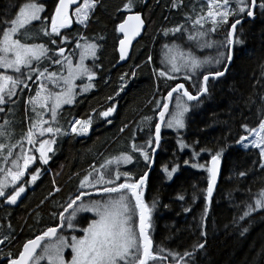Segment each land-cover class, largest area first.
<instances>
[{"label":"trees","instance_id":"16d2710c","mask_svg":"<svg viewBox=\"0 0 264 264\" xmlns=\"http://www.w3.org/2000/svg\"><path fill=\"white\" fill-rule=\"evenodd\" d=\"M27 2L30 0H0V35L8 26L3 21L15 18L19 7ZM35 2L45 5L41 18L48 17V20L46 24L34 22L17 38L24 43H42L52 52L57 46L64 47L67 54L74 53L77 41L97 44L98 58L93 65L97 71L96 87L89 93L78 94L74 104L61 110L58 126L62 125L67 135L56 137L51 162L42 165L39 153L32 151L37 157L36 163L29 167L20 183L30 180L37 167L41 169V175L34 184L25 183L26 191L18 205H6L5 198H0V264H7V253L15 257L27 240L59 224V213L75 198L80 180L93 163L99 167L112 155L130 153L129 143L136 132L147 140L158 120L157 102L162 106L171 87L183 82L196 95L198 89L194 85L202 82L203 74H206L204 69L191 80L185 79L183 71L175 80L159 77L158 71L165 68L161 63L167 51L164 45H178L201 60H213L219 52L226 53V48L218 49L216 45L225 41L231 23L241 18L230 17L227 25L210 33L208 39L216 43L206 48L188 40L192 20L207 11L206 0H135L131 11L144 12L148 28L135 44L130 60L120 65L117 48L122 35L118 25L131 12L123 8L127 0H96L86 26L73 21L72 26L62 29L59 36L50 37H45L40 30L47 25L50 32V18L58 0ZM174 3L176 7H173ZM230 3L231 7H236L234 1L230 0ZM177 26H186L189 31H169L167 36L164 35V30ZM209 27L210 22L205 23V29ZM237 37L241 42L235 46L228 73L209 81L208 93L199 103L188 101L191 108L186 129L181 132L164 129L155 169L144 187L145 202L151 207L153 201H157L151 235L154 250H165L161 253L167 256L162 260L164 264H176L169 252L182 255L185 251L193 252L194 248L192 259L185 257L188 264H264V209L244 217L248 206L255 207V200L264 191V169L259 163L258 149H245L236 143L240 136L247 134L243 125L258 127L264 119V14L258 10L255 20L239 25ZM51 39L56 40V45L51 44ZM149 56L151 61H148ZM55 58L62 60L60 56ZM226 64L227 60H224L220 65L213 63L205 67L222 71ZM39 67L41 70L60 69L51 60H43ZM154 70H157L155 74ZM35 75L32 80H26L27 87L21 84L16 95L3 106L0 125L4 126L6 135L0 136V143L16 145V149L12 148L13 155L7 163L3 159L8 155L7 147L0 150V168L12 166L11 160L19 155L21 145L25 143L23 137L33 122L28 100L37 88ZM121 76L125 77L123 81ZM113 106L116 111L112 116L103 118L99 115ZM28 112L31 122L27 119ZM90 116L93 123L87 136L70 133L75 119L87 120ZM178 140H183L188 147L181 149ZM220 148L224 149L222 174L209 201L206 193L208 173L206 169L192 165L209 166L211 155ZM194 152L199 155L194 156ZM185 160L189 162L187 165ZM136 162L135 167L123 166L120 171L138 178L150 162H145L138 153ZM176 165L179 172L169 180L164 167L170 170ZM137 167L141 169L134 174ZM241 172L245 173L243 177L239 175ZM180 196H184V200H180ZM201 232L206 235L202 236ZM60 233H64V229H60ZM201 243L203 249L198 247Z\"/></svg>","mask_w":264,"mask_h":264},{"label":"snow or ice","instance_id":"6c2138e0","mask_svg":"<svg viewBox=\"0 0 264 264\" xmlns=\"http://www.w3.org/2000/svg\"><path fill=\"white\" fill-rule=\"evenodd\" d=\"M206 3V13L192 20L191 31L186 26H177L171 30H164V35L167 36L169 31L173 33L182 30L189 31V41H195L201 47L211 48L216 42L209 40L208 36L210 33L216 32L220 26L227 25L229 17L240 16L243 18V16H246L255 19L258 10L261 14H264V0H234L235 8L231 7L230 0H206ZM76 4L77 0H58L55 5V12L50 18V32L46 25L40 30L43 35L45 37L59 36L61 29L68 28L72 23V16L76 18L78 23L86 24L90 12L96 7V0H83V3L75 7L72 16H70L69 8ZM134 6L135 0H127L123 8L131 11ZM176 6L174 3L173 7ZM44 11L45 5L43 3L35 2V0L24 3L19 7L15 18L3 21L8 26L2 29V35H0V69H10L15 73V75H8L5 72H0V105L6 103L5 97L11 99L12 96L16 95L17 87L20 84L27 87L25 81L32 80L33 74H36V80L41 83L35 96L31 97L29 102L33 105L34 112H36L37 105L43 112H50V120L44 119L42 112H37L38 119L31 123L23 137L33 148L24 149L21 145V154L11 160L12 166L7 169L0 168V173H3V176L0 177V198H5L6 202L10 204H16L17 199L25 192V183L34 184L40 178L41 169L37 167L35 172L31 174L30 180L17 185V181H21L22 177L25 176V171L29 169V165L37 159L29 153L33 150L38 152L39 161L42 165H46L51 159L49 153L54 154L53 145L56 143V137L67 135V132L53 125L57 122L58 111L62 105L73 103L77 88L76 80L87 78L88 84L80 88L81 92H86L94 87L92 81L96 76L93 68L88 67L84 62L89 56L95 58L98 49V45L95 43L81 44L77 41L76 47L80 49V54L78 61L73 64L71 59L64 56V47L57 46V50L52 52L44 44L23 43L21 39L17 38L22 30H26L34 22L46 24L48 17H44L43 20L41 18V13ZM209 22L210 27L205 29V23ZM241 23L242 19H235V22L231 23V30L228 31L225 41L216 45L218 49L226 48L227 51L226 53L219 52V55L213 60H201L191 52L185 54L180 51L179 46L173 48L164 45L167 51L161 63L165 68L158 71L159 77L175 80V74L183 71L185 79L191 80L193 75L200 73L201 69H204L206 74H203L202 82L194 85L198 89L196 95H193L183 83H176L174 87L167 91L162 106L161 102H157L160 122L155 124L154 132L150 130L149 137L143 144L133 143L131 145L133 154L138 153L145 162H150L152 155L161 145L162 126L176 130L185 127L184 117L189 111V107L183 102L184 98L189 102L199 103L202 96L208 93L210 79L215 80L224 75V71H212L205 66L213 63L220 65L224 60H227L229 64L231 63L233 59L232 46L241 42L238 37L234 38L238 25H241ZM143 26L144 21L141 19L139 12L129 15L123 23L118 25V31L124 34L123 39L119 41L121 60L128 56V48L132 41L140 35ZM81 39L85 38L81 37ZM51 44L56 45V40L51 39ZM56 56L62 57L64 63L62 64L61 59H56ZM151 59V56H149L148 61H151ZM43 60H51L52 63L60 65L61 73L51 72L48 68L41 70L39 65ZM225 70H227V66H225ZM65 71L66 75L64 74ZM156 71L154 70V74ZM132 75L135 76V72ZM120 79L123 81L125 77L121 76ZM46 83H50L53 88H47ZM174 93H182V95L176 96V110L166 120V113H169V102L172 100ZM109 99L112 98L109 97ZM114 110L115 106L100 112L99 115L108 118ZM2 111H4V108L0 107V112ZM150 119L145 118V120ZM7 123L5 121V124ZM92 123L91 116L87 120H75L71 124V132L77 135L86 134ZM108 123H111V120H108ZM242 127L248 135L240 136L236 143L242 144L245 148L251 146L258 149L259 163L261 168L264 169V119L260 120L258 127L250 128L247 124ZM46 133L50 135V139L37 141V135L44 137ZM4 135H6L4 126L0 125V136ZM250 137L254 138L250 139ZM246 141L247 143H245ZM36 143L39 144L38 148L35 147ZM178 143L181 149L188 147L183 140H178ZM6 147L8 155L4 156L3 159L7 163L8 158L13 155L12 148L16 145L6 146L0 143V150ZM201 151H204V149H201ZM223 152L224 149L220 148L215 151V154L211 155L210 166L204 164L192 165L193 167L204 168L208 173L206 193L209 201L213 195ZM133 154L122 152L117 157L105 160L99 169L93 168L80 180L79 187L81 191L67 204L64 211L59 213V224L55 227H49L41 235L28 240L15 257L11 253H7V264H39V261L44 259H47L48 264H159L161 260H166L167 256L161 255L165 251L164 249L155 251L153 248L151 222L157 201L154 200L150 207L144 199V187L149 173L144 172L136 178L127 171H120L121 164H129L133 161ZM193 155L196 156L199 153L194 152ZM21 160L23 161L22 164L20 163ZM184 163L187 165L189 162L185 160ZM178 167V165L173 166L170 170L167 166L164 167V172L169 179L178 171ZM239 175L243 177L245 173L241 172ZM10 186L11 194H8L6 189H9ZM84 189H95L97 193L103 194L105 198L94 199L92 193L84 191ZM82 197H87V200H83ZM179 199L184 200V196H180ZM77 201L80 203H77ZM257 209H264V191H261L255 200V207L248 206V211L244 212V217ZM185 211H190V209H185ZM83 212L95 214V218L91 219L86 227L80 229L83 235L73 234L70 239L66 235H58V228L61 231L65 227L75 231L77 223H74V221H76L78 214ZM65 213H68V215L65 216ZM206 213L207 208H205V216ZM244 217H241V219ZM201 220V226L203 227L204 217ZM201 235L205 236L206 233L201 232ZM53 237H55V240L51 239ZM45 238H49V242L41 247V241H44ZM198 247L203 249L204 244L201 243ZM38 248L41 251L37 255ZM68 248L71 249L70 259H66L64 254L65 249ZM194 252L195 248L193 252L185 251L182 255L171 252L168 255L173 257L176 264H180V262L188 264L185 257L191 260Z\"/></svg>","mask_w":264,"mask_h":264},{"label":"rangeland","instance_id":"374dc122","mask_svg":"<svg viewBox=\"0 0 264 264\" xmlns=\"http://www.w3.org/2000/svg\"><path fill=\"white\" fill-rule=\"evenodd\" d=\"M232 1H234V0H232ZM83 3V0H81L80 2H79V4L77 5V6H79L80 4H82ZM230 5H231V3H230ZM76 6V7H77ZM232 6V5H231ZM74 10H75V7H74V9H73V11H72V14H73V12H74ZM94 10V9H93ZM92 10V11H93ZM91 11V12H92ZM91 12H90V14H91ZM44 13V12H43ZM43 13H41V17L43 16ZM90 14H89V16H90ZM72 19H73V21L74 22H77L76 21V18L74 17V16H72ZM229 19H230V17H229ZM88 22V21H87ZM87 22H86V24H87ZM78 23V22H77ZM78 24H80V23H78ZM86 24H81V25H83V26H86ZM62 30V29H61ZM22 42V41H21ZM24 43V42H23ZM81 44H84V43H92V42H80ZM42 44V43H41ZM171 46V45H170ZM176 46H178V45H175V46H172L173 48H175ZM98 50H99V48L97 49V52H96V56H95V58H93V57H91V56H89L84 62H85V64L88 66V67H90V68H93V70L96 72V76H97V71H96V69L94 68V62H95V60H97V58H98ZM179 50L180 51H183L185 54H187V52L185 51V50H182L181 48H179ZM71 53H73V52H71ZM79 54H80V49H77V48H75V50H74V53L73 54H67V53H65L64 52V56H66V57H68V59H71L72 61H73V64H75L77 61H78V59H79ZM61 62H62V64L64 63V61H63V58H62V60H61ZM60 66V65H59ZM49 71H51V72H56L57 74H59V73H61V66H60V69L59 70H54V69H48ZM0 72H5L6 74H8V75H15V73H13V71L12 70H5V69H2V71H0ZM64 74L66 75L67 73H66V71L64 72ZM179 74L180 73H176L175 75H176V78L177 77H179ZM96 76H95V78H94V80L92 81V83H93V85H94V87H92L91 89H89L88 91H86V92H81L80 91V88L81 87H83L84 85H87L88 84V80H87V78H84V79H77L76 80V84H77V88H76V95H75V98H74V100H73V103L72 104H74V102H75V100H76V98H77V96H78V94H80V93H82V94H86V93H89V92H91L92 90H94L95 89V79H96ZM35 82H36V84H37V88H36V91L39 89V87H40V81H37V80H35ZM25 83H27V81H25ZM19 86H21V84L19 85ZM19 86L17 87V90H18V88H19ZM46 87L47 88H49V89H52L53 88V86L50 84V83H46ZM53 90H58V89H53ZM36 91H35V93H34V95L33 96H35V94H36ZM17 92V91H16ZM43 94V93H42ZM178 95V94H177ZM176 95V96H177ZM15 96V95H14ZM14 96H12L11 98H13ZM32 96V97H33ZM31 98V97H30ZM30 98H29V100H30ZM5 100H6V103L5 104H3V105H0V107H3L4 105H6L8 102H9V98H7V97H5ZM29 100H28V106H29V108H30V111H31V117H32V121H36L37 119H38V117H37V112H42V114H43V118L44 119H46V120H50V112H43V110L42 109H40L39 108V106L37 105L36 106V112H34L33 111V105L29 102ZM184 103H186V105L189 107V110H190V108H191V106H190V104H189V102L188 101H186L185 99H184V101H183ZM72 104H65V105H62V107H61V109L58 111V116H57V122L53 125V126H55V127H60L61 129H62V131H65L64 130V128H63V126L62 125H60V126H58V122H59V116H60V112H61V110L64 108V107H66V106H69V105H72ZM176 110V97H175V99H174V103H173V107H172V112H174ZM106 111V110H105ZM103 112V111H102ZM171 112V113H172ZM189 112V111H188ZM188 112L185 114V117H184V121H185V127L183 128V129H180V130H176V129H169V128H167V127H164V129L165 130H168V131H170V132H181L182 130H185L186 129V126H187V115H188ZM0 114H1V112H0ZM30 116H29V112L27 113V119L28 118H31ZM0 119H1V116H0ZM29 120V119H28ZM75 120H81V119H75ZM30 121V120H29ZM81 121H83V120H81ZM31 122V121H30ZM75 122V121H74ZM73 122V123H74ZM45 126H47V125H45ZM92 126V125H91ZM77 127H79V126H77ZM90 131H91V127H90V129H89V131H88V133H86V134H82V135H79V136H87L89 133H90ZM72 133V132H71ZM143 134V133H142ZM146 135H147V133H146ZM246 135H248V133L246 134ZM144 136V135H143ZM140 137L139 135H137V132L136 133H134V139L131 141L130 140V143H129V145H130V149H131V145L133 144V143H135V144H137V145H139V144H143L145 141H146V139L144 140V137ZM51 137H50V135L49 134H45V136L44 137H39L38 135L36 136V139H37V141H39L40 139H50ZM252 138H254V137H250V139H252ZM148 139V138H147ZM137 141H139V142H137ZM141 141V142H140ZM56 142H57V138H56ZM184 142V141H183ZM245 143H247V141L245 142ZM56 144V143H55ZM55 144L53 145V146H55ZM242 148H245L242 144H239ZM36 146L37 147H39V144L38 143H36ZM23 147H24V149H31V147H30V145L27 143V141L25 140V143H24V145H23ZM249 148H252L251 146H249L248 148H245V149H249ZM16 149V147L14 148V150ZM123 153H125V152H123ZM19 154H21V151L19 152ZM29 154H31V155H34L35 156V154H33L32 152H30ZM121 154V153H120ZM128 154H133L132 152H130V153H128ZM117 156H119V155H117ZM116 155L114 156V157H117ZM110 157H112V156H110ZM109 159H111V158H108L107 160H109ZM136 160H137V154H133V161L131 162V163H129V164H121L120 165V168L121 167H123V166H125V167H127V166H134L135 167V165H136V163H138V162H136ZM36 162V160L34 161V163ZM105 162V161H104ZM20 163L22 164L23 163V161L21 160L20 161ZM33 163V164H34ZM32 166V164L31 165H29V167H31ZM177 166V165H176ZM100 167V166H99ZM99 167H96V166H94L93 168H96V169H99ZM139 167V166H138ZM135 168L134 169V174H138L139 173V170L141 169H139V168ZM140 167H142L143 168V166L141 165ZM3 168V167H2ZM93 168L91 169V170H89V171H87V173H86V175L89 173V172H91L92 170H93ZM27 171V170H26ZM25 171V172H26ZM179 172V167H178V171L175 173V174H177ZM174 174V175H175ZM173 175V176H174ZM3 176V173H0V177H2ZM25 177V176H24ZM24 177H22V179L24 178ZM22 179H21V181H22ZM169 180H172V179H169ZM21 181H17V185H19V183L21 182ZM6 191H8V194H11V186H10V188L9 189H6ZM23 195V193L21 194V196ZM92 198H94V199H103V198H105V197H103V194H99V195H97V196H94V197H92ZM5 201H6V199H5ZM86 201V200H85ZM77 203H79V201L77 202ZM69 211H71V210H69ZM90 214H91V216H89V215H86V216H84V212L83 213H80V214H78V216H77V218H76V221H74V223L76 222L77 223V228H76V230L75 231H73L72 229H67L66 227L64 228V233H60V234H63V235H66V236H68L69 237V239H70V237H71V235H73V234H75V235H77V236H80V235H83V234H80V232H82V231H80V229H82V228H84V227H86L87 226V224L91 221V219H94L95 218V214L94 213H92V212H89ZM68 215V213L66 214V216ZM137 222H138V217H137ZM138 230V229H137ZM59 235V234H58ZM52 240H55V238L54 239H52ZM47 242H49V240L47 241ZM47 242H45V243H47ZM44 243V244H45ZM42 247H43V244H42ZM40 251H41V249H40ZM40 251H39V253H40ZM38 253V254H39ZM37 254V255H38ZM64 254H65V258L66 259H70L71 258V249L70 248H68V249H65V252H64ZM43 263H45V264H48V261H47V259H44V260H40L39 261V264H43ZM159 264H164L163 263V261L161 260L160 262H159Z\"/></svg>","mask_w":264,"mask_h":264},{"label":"water","instance_id":"95a60500","mask_svg":"<svg viewBox=\"0 0 264 264\" xmlns=\"http://www.w3.org/2000/svg\"><path fill=\"white\" fill-rule=\"evenodd\" d=\"M80 1H81V0H77V4H76V5H72V6H70V8H69V14H70V16H72V11H73L74 7L77 6V5L79 4ZM137 12L140 13V15H141V19L144 21V26H143V27L141 28V30H140V35L137 36V37L132 41V44L129 46V48H128V56H127L124 60H121V59H120V51H119L120 45L118 44L117 52H118V55H119V64H120V65H124V64H126V63L130 60V58H131V56H132V53H133V50H134V46H135V44H136V43L142 38V36L144 35L146 29L148 28V24H147V21H146V18H145L144 12H142V11H131V12H128V13L126 14L124 20H123L121 23H123V22L128 18L129 15H133V14H135V13H137ZM256 18H257V13H256ZM256 18H255V19H256ZM238 19H242V23H241V24H243L244 22H246V21H248V20H255V19H252V18H248V17H246V16H244L243 18H238ZM121 23H120V24H121ZM72 24H73V19H72V23H71L68 27H71ZM238 27H239V25H238ZM237 29H238V28H237ZM230 30H231V27H230ZM120 34L122 35L121 39H123L124 34L121 33V32H120ZM236 37H237V33L235 34V37H234V38H236ZM121 39H120V40H121ZM235 46H236V44H235L234 46H232V55H233V59H234ZM233 59H232V61H231L230 64L227 62V64H226V66H227V70H225V68H224V70H222V71H224V75L221 76V77H224V76L228 73V71H229V69H230V67H231V65H232ZM221 77H219V78H221ZM210 80H211V79H210ZM178 83H183V82H178ZM183 84H185V83H183ZM208 84H209V83H208ZM174 86H175V85H174ZM174 86H173V87H174ZM185 87L187 88L186 85H185ZM187 89H188V88H187ZM176 94H177V93H174V94H173V98H172V100L169 102V113H166V120H167V118L169 117V115L171 114V111H172V107H173V103H174V99H175ZM166 95H167V94H166ZM166 95H165V97H166ZM193 95H195V94H193ZM205 95H206V94H205ZM205 95H203V96H205ZM203 96H202V97H203ZM185 99H186V98H185ZM191 102H193V101H191ZM115 111H116V109L113 111V113L111 114V116L115 113ZM157 118H158L157 122H160V121H159V115H157ZM163 131H164V126H162V132H161V134H162V141H163V138H164V136H163ZM162 141H161V144H162ZM160 148H161V145H160V147L157 149V151L152 155V159H151V161H150V166H149L148 170L146 171V172L149 173L148 178H147V181H146V185H147V182H148V179H149V176H150L151 172L155 169L156 161H157V157H158L159 152H160ZM210 163H211V158L209 159V166H210ZM222 166H223V163H222V160H221V164H220V168H219V172H218L217 180H216V183H215V185H214V189H213V194H214V192H215V190H216V188H217V185H218V183H219V181H220V178H221V174H222ZM212 196H213V195H212ZM211 198H212V197H211ZM19 201H20V198L17 199L16 204H10V203H7V202H6V205L17 206L18 203H19ZM59 230H60V229L58 228V229H57V232H59ZM39 235H41V234H39ZM35 237H36V236H35ZM35 237H33V238H31V239H34ZM54 238H55V237H53V238H51V239H54ZM29 240H30V239H29ZM45 240H49V238H45ZM45 240H44V241H45ZM27 241H28V240H27ZM27 241H26V242H27ZM44 241H41V247H42V244H43ZM26 242H25V243H26ZM25 243H24V244H25ZM24 244H23V245H24ZM22 248H23V246H22ZM153 248H154V242H153ZM39 251H40V248L37 249V254L39 253Z\"/></svg>","mask_w":264,"mask_h":264},{"label":"flooded vegetation","instance_id":"af4514ba","mask_svg":"<svg viewBox=\"0 0 264 264\" xmlns=\"http://www.w3.org/2000/svg\"><path fill=\"white\" fill-rule=\"evenodd\" d=\"M70 133H71V129H70ZM72 134H75V133H72ZM53 149H54V146H53ZM52 154L53 153H49V156L51 157V159L49 160V162H48V164L51 162V160H52ZM114 156L112 155V157H109V158H113ZM36 163V162H35ZM35 163L34 164H32V166L31 167H33L34 165H35ZM150 164V163H149ZM95 166V164L93 163L92 164V167L90 168V169H88V171L89 170H91L93 167ZM96 167H98V166H96ZM149 168V167H148ZM148 170V169H147ZM146 170V171H147ZM145 171V172H146ZM26 173H27V171L25 172V175H26ZM147 185H145V187H146ZM26 191V190H25ZM81 191V189H80V187L78 188V192H77V194L79 193ZM84 191H87V192H90V193H92V197H94V196H97V195H99V194H101V193H97L96 191H95V189H84ZM25 193V192H24ZM24 193H23V195H24ZM22 195V196H23ZM22 196H20L19 198H22ZM82 199L83 200H87V197H82ZM78 202V201H77ZM80 203V202H79ZM67 213H65V215H66ZM86 215H89V216H91V214L89 213V212H84V216H86ZM76 223V222H75ZM58 234H59V232H58ZM80 234H83L82 232L80 233Z\"/></svg>","mask_w":264,"mask_h":264}]
</instances>
